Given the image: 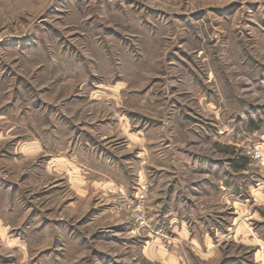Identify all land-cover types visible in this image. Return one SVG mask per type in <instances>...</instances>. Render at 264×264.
<instances>
[{
    "label": "rangeland",
    "instance_id": "rangeland-1",
    "mask_svg": "<svg viewBox=\"0 0 264 264\" xmlns=\"http://www.w3.org/2000/svg\"><path fill=\"white\" fill-rule=\"evenodd\" d=\"M0 264H264V0H0Z\"/></svg>",
    "mask_w": 264,
    "mask_h": 264
},
{
    "label": "built area",
    "instance_id": "built-area-1",
    "mask_svg": "<svg viewBox=\"0 0 264 264\" xmlns=\"http://www.w3.org/2000/svg\"><path fill=\"white\" fill-rule=\"evenodd\" d=\"M252 158L256 160L258 163L260 160H263V152L261 149H254L251 154Z\"/></svg>",
    "mask_w": 264,
    "mask_h": 264
},
{
    "label": "crops",
    "instance_id": "crops-1",
    "mask_svg": "<svg viewBox=\"0 0 264 264\" xmlns=\"http://www.w3.org/2000/svg\"><path fill=\"white\" fill-rule=\"evenodd\" d=\"M180 230H182V231L184 230L187 234L188 233L190 234V231L187 229V227H186V229H183L182 226H181V229Z\"/></svg>",
    "mask_w": 264,
    "mask_h": 264
}]
</instances>
